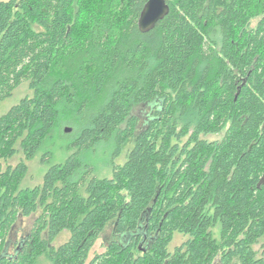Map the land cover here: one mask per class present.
<instances>
[{"label":"trees","instance_id":"obj_1","mask_svg":"<svg viewBox=\"0 0 264 264\" xmlns=\"http://www.w3.org/2000/svg\"><path fill=\"white\" fill-rule=\"evenodd\" d=\"M146 2L0 1V102L31 92L0 116V264H264V0H166L143 34ZM60 125L70 155L21 188ZM108 143L111 178H97L82 154ZM109 223L113 241L87 263Z\"/></svg>","mask_w":264,"mask_h":264},{"label":"rangeland","instance_id":"obj_2","mask_svg":"<svg viewBox=\"0 0 264 264\" xmlns=\"http://www.w3.org/2000/svg\"><path fill=\"white\" fill-rule=\"evenodd\" d=\"M0 1H7V0H0ZM31 92L28 90L27 83L21 84L12 94V96L2 102H0V116L5 114L12 106L16 105L22 98L25 96H30ZM152 111V105H141L138 107H135L133 110V114L138 119V125H137V132L141 129H143L150 118ZM69 128V132H65V129ZM58 131L62 132L63 134H70L72 131V128H70L67 125H60V127H57L56 130H53L49 137L45 139V141L42 144V148L39 151V153L36 155V157L26 163L27 166V175L23 182L21 183V188H32L35 186H39L42 184V179L47 171V169L52 164H57L59 162H63L71 152L65 151L62 148V144L60 142V138L58 135ZM205 139L208 141H216L220 139V136H207ZM132 147V140L129 141L127 144L123 146V149L121 151V154L118 158L114 159L115 164H122L125 159L126 152ZM50 152L52 155L51 162L49 164H42L41 163V156L44 152ZM113 152V146L112 143L108 144H99L95 146L91 151L83 153L82 158L84 161L89 162V164L94 167V176L97 178H111V168H110V161L111 155ZM21 160H23L22 154L19 152L16 154L12 159L8 160L7 163L3 164V167L9 165L10 167H15ZM37 214L32 215L28 218H22L20 217L16 224L14 225L12 231L9 234V243H8V249L7 253L9 255L14 254V249L18 246L20 241L24 240L27 235L29 234L33 222L35 220V217ZM69 238L68 232L61 233L54 241L53 246L58 247L59 245L63 244L67 241ZM114 239L113 234V226L111 223L107 224L104 231L101 233L99 239L95 242L93 247L91 248V251L89 253V257L87 260V263L98 254H101L104 252L106 246ZM185 240V237L175 234L173 241L169 245V250L173 251V249L177 246H179L183 241ZM255 250H258V246L255 247ZM36 264H49L48 260H46L44 257H40Z\"/></svg>","mask_w":264,"mask_h":264},{"label":"water","instance_id":"obj_3","mask_svg":"<svg viewBox=\"0 0 264 264\" xmlns=\"http://www.w3.org/2000/svg\"><path fill=\"white\" fill-rule=\"evenodd\" d=\"M168 13L169 5L166 0H147L140 11L137 21L139 32L143 34L148 33L159 21L167 16ZM69 131V128L65 129V132Z\"/></svg>","mask_w":264,"mask_h":264},{"label":"flooded vegetation","instance_id":"obj_4","mask_svg":"<svg viewBox=\"0 0 264 264\" xmlns=\"http://www.w3.org/2000/svg\"><path fill=\"white\" fill-rule=\"evenodd\" d=\"M112 241H113V240H112ZM112 241H111V242H112Z\"/></svg>","mask_w":264,"mask_h":264}]
</instances>
